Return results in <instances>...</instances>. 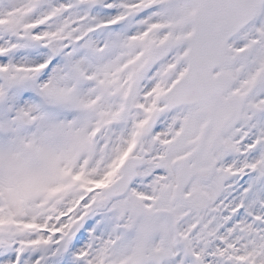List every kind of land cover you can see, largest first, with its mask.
Here are the masks:
<instances>
[{
    "label": "snow or ice",
    "instance_id": "snow-or-ice-1",
    "mask_svg": "<svg viewBox=\"0 0 264 264\" xmlns=\"http://www.w3.org/2000/svg\"><path fill=\"white\" fill-rule=\"evenodd\" d=\"M0 264H264V0H0Z\"/></svg>",
    "mask_w": 264,
    "mask_h": 264
}]
</instances>
